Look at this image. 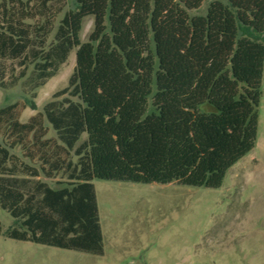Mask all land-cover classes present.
I'll return each mask as SVG.
<instances>
[{"label": "trees", "instance_id": "16d2710c", "mask_svg": "<svg viewBox=\"0 0 264 264\" xmlns=\"http://www.w3.org/2000/svg\"><path fill=\"white\" fill-rule=\"evenodd\" d=\"M205 1L72 0L54 32L48 19L0 27V87L32 65L29 96L0 106V155L19 146L37 166L0 177V206L14 224L8 237L102 254L94 179L215 188L252 150L264 0H214L191 13ZM88 16L93 30L81 43ZM73 49L67 85L22 121ZM38 173L64 180L53 187Z\"/></svg>", "mask_w": 264, "mask_h": 264}, {"label": "rangeland", "instance_id": "374dc122", "mask_svg": "<svg viewBox=\"0 0 264 264\" xmlns=\"http://www.w3.org/2000/svg\"><path fill=\"white\" fill-rule=\"evenodd\" d=\"M211 1L191 13L204 14ZM71 9L72 0H0V27H32L48 19L54 32ZM92 30L93 17H85L81 43ZM75 53L70 51L56 75L36 89L35 109L25 108L22 121L67 85ZM31 69L29 65L14 86L0 87V106L29 96ZM257 115L254 147L226 171L219 187L94 179L102 254L8 237L5 232L14 227L13 218L0 206V264H264V63ZM47 136H55L53 130ZM0 161V177L31 175L25 165L37 169L19 146L10 149L7 158L0 155ZM38 176L53 187L64 180L60 174L54 179Z\"/></svg>", "mask_w": 264, "mask_h": 264}]
</instances>
